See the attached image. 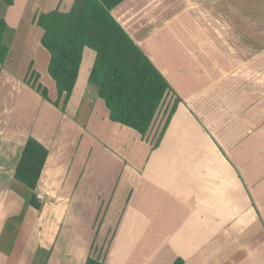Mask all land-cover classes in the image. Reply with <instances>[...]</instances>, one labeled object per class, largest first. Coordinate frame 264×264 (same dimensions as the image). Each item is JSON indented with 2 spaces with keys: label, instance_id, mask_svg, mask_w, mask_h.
I'll list each match as a JSON object with an SVG mask.
<instances>
[{
  "label": "crops",
  "instance_id": "crops-1",
  "mask_svg": "<svg viewBox=\"0 0 264 264\" xmlns=\"http://www.w3.org/2000/svg\"><path fill=\"white\" fill-rule=\"evenodd\" d=\"M17 3L0 1V18L16 31L0 66V264H86L108 252L104 264H264V97L255 99L256 80L244 74L261 63L250 47L257 40L264 57V0H204L216 10L212 39L231 40L230 48L155 49L158 14L131 20V11L159 0H127L112 12L123 27L143 23L129 35L173 88L161 127L144 139L112 122L89 84L94 51L87 65L84 52L65 111L53 104L59 94L34 18L69 12L75 0H42L39 12V2H28L36 13L26 30L27 7ZM15 57L23 68L15 69ZM30 69L50 101L25 81ZM30 138L49 152L36 191L15 178ZM39 194L36 210L31 199Z\"/></svg>",
  "mask_w": 264,
  "mask_h": 264
},
{
  "label": "trees",
  "instance_id": "trees-1",
  "mask_svg": "<svg viewBox=\"0 0 264 264\" xmlns=\"http://www.w3.org/2000/svg\"><path fill=\"white\" fill-rule=\"evenodd\" d=\"M13 6L15 0H0ZM127 0H75L69 12L58 9L36 15L34 23L43 31L42 46L50 54L49 74L55 81L59 100L53 104L65 111L77 85L86 49L96 53L89 84L109 111L112 122L147 137L166 97L173 88L143 49L127 34L113 16V11ZM13 29L0 18V66L10 54ZM39 75L32 69L25 81L45 100L48 91L38 84ZM176 106L171 109L163 132ZM162 132V133H163ZM48 150L35 139H28L16 169L15 178L36 191L48 159ZM31 205L41 203L34 195ZM86 264H104V258L90 256ZM176 264H180V261Z\"/></svg>",
  "mask_w": 264,
  "mask_h": 264
},
{
  "label": "rangeland",
  "instance_id": "rangeland-1",
  "mask_svg": "<svg viewBox=\"0 0 264 264\" xmlns=\"http://www.w3.org/2000/svg\"><path fill=\"white\" fill-rule=\"evenodd\" d=\"M41 1L42 0H18V6L19 4L21 6H28V2H39L38 6V12L41 10ZM209 1V0H208ZM173 2L175 4H173ZM186 2V3H185ZM158 3V2H157ZM160 6L152 8L150 7L149 9H140L139 8L136 11H131L132 16H131V20L134 19H138L139 17L140 19H144L146 17V13L154 12V14H158V21H156L152 26V34L155 35V39L153 41V47L159 48H166L167 47V43L169 44V46L172 44H174V46L176 48H180V49H185V48H190V47H195L197 49H200L201 47L204 48H215V47H223V48H230V46H232V41L231 40H226L224 38V40H222V38H220L221 40H216V39H212L215 37L216 35V23L215 22V17L212 14H215L214 12L216 11L215 9H211L210 6H208V8H204L202 6L205 5L204 0H202V2H200L199 0H159ZM191 5V6H190ZM217 12L218 9H217ZM223 15L227 12L229 13V15L236 14L235 11H233V9L231 8H223ZM25 14L21 13V16L24 18V20H26V23H24V26L22 27V30H26V28L30 25L29 22L27 23V21L30 19H33V17L35 16V13L33 14V10L32 7L29 6L27 7V9L24 12ZM33 14V15H32ZM153 14V15H154ZM170 14V15H168ZM205 14H206V18L209 21L210 24H205L203 22L205 19ZM220 14V13H219ZM242 14V13H241ZM19 15V14H18ZM173 16V18H171ZM220 16V15H219ZM168 17H170L171 19H168ZM167 19V20H166ZM242 19V18H241ZM170 20V21H168ZM245 21V20H244ZM129 24V26H128ZM124 25V29L127 32V34L132 35V33L135 34V32L139 31L141 28V24H143L142 22L140 23L137 22L136 24L132 23H128ZM225 22H224V17H223V24L220 25V20L218 21V36H222L224 37L227 33H230V31H226V32H222L225 28ZM223 27V28H222ZM39 29V28H38ZM148 28H145L144 30H146ZM39 31L41 32V30L39 29ZM212 31V32H211ZM15 30L13 32L12 35V40L11 43L14 40V36H15ZM129 32V33H128ZM207 32L208 35H206L205 33ZM141 33V32H139ZM169 33L171 35L170 40H166V36H162L163 34H167ZM129 35V36H130ZM173 35V36H172ZM131 37V36H130ZM161 37V38H160ZM132 38V37H131ZM133 39V38H132ZM22 42V41H20ZM10 43V45H11ZM240 47H247V45H240ZM252 50H256L257 54L255 56V58L257 59V61L261 62L260 64H258V62H256L257 66L253 67V70H249V71H245V75H247L250 79L256 80V88L255 89H245L247 90H251V92H255V99L259 98V97H264V86H261L260 84L264 83V62H262L263 60L261 58L264 59V57H258L259 55V51H261V48L263 47L261 42L259 40H257L255 42V46L250 45ZM94 52L92 50H86V54H85V65L88 64L89 59H90V55H93ZM149 57V56H148ZM181 59H183V56H180ZM261 59V60H259ZM20 62L18 61V57H15V60L13 62V66L15 67V69L17 70L18 68L21 69L23 67H19L20 66ZM243 69V68H242ZM209 77L211 79H214L212 77V74L210 72H208ZM230 74V73H229ZM235 74V73H234ZM240 74V73H239ZM229 77V76H228ZM248 78V79H249ZM223 79H227L226 76L223 77ZM258 94H257V92ZM248 92V91H247ZM260 92V94H259ZM245 93V92H243ZM250 93V92H248ZM174 98V96H172V99ZM167 99V97L164 100L163 105L161 106L160 110L158 111V114L154 120V123L152 125V127H157L160 128V126L157 124V119L159 116L164 117L166 112L163 111L164 107L166 106L165 102ZM257 101V100H256ZM258 101L262 102V99H259ZM178 104V101L176 100L173 106H176ZM164 122L165 119L163 118ZM164 128V127H163ZM152 129V128H151ZM96 188V184H91V189H93V191ZM111 189V184H106L105 185V191ZM110 238V237H109ZM110 240V239H109ZM106 246H107V241H106ZM104 250V249H102ZM109 253V252H108ZM107 253V254H108ZM97 254V253H96ZM95 254V255H96ZM106 254V256H107ZM105 256L104 260L107 259V257Z\"/></svg>",
  "mask_w": 264,
  "mask_h": 264
},
{
  "label": "built area",
  "instance_id": "built-area-1",
  "mask_svg": "<svg viewBox=\"0 0 264 264\" xmlns=\"http://www.w3.org/2000/svg\"><path fill=\"white\" fill-rule=\"evenodd\" d=\"M37 199L39 200V201H44V197H43V195L42 194H39L38 196H37Z\"/></svg>",
  "mask_w": 264,
  "mask_h": 264
}]
</instances>
